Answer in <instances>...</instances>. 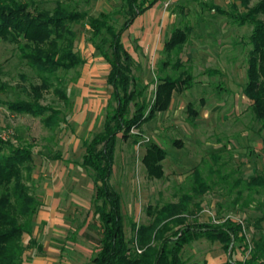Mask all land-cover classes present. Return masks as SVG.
Listing matches in <instances>:
<instances>
[{"label":"rangeland","instance_id":"obj_1","mask_svg":"<svg viewBox=\"0 0 264 264\" xmlns=\"http://www.w3.org/2000/svg\"><path fill=\"white\" fill-rule=\"evenodd\" d=\"M38 1L45 8L54 5V0ZM162 1L167 4L170 20L157 30V42L154 49H149L152 53L148 48L145 53L134 32L125 37L137 62L135 76L148 85L147 99L152 101L157 66L167 58L172 62L177 58L167 55L163 44L175 27L189 26L191 33L179 57L183 62L181 69L192 73L195 84L191 89L175 93L167 111L145 122L140 129H131L130 133L137 135V139H118L110 181L120 193L125 234L127 238L132 235V222L140 224L150 218L147 206L175 202L188 191L191 173L197 167L213 184L209 192L196 198L201 200L202 207L197 217L215 222L231 218L240 223L250 242L243 254L242 248L235 251L234 257L241 259L252 248L251 238H259L260 233L264 236V222L257 227L253 225L261 215L258 208L264 203V191L253 193L250 198L243 183L231 187L237 178L264 174V140L260 124L254 120L250 100L242 92L250 48L246 40L252 27L234 23L214 8L208 9L214 5L234 12L244 11L246 8L239 0ZM257 1L251 0L248 7ZM69 4L78 10H88L92 15L116 12V27L124 19L122 0H70ZM260 18L264 20V15ZM76 27L79 28L78 50L86 62L67 73L60 71L61 81L51 78L52 85L41 89V97L37 100L40 105L62 112L66 121L55 130L46 127L41 117L16 114L7 107L6 102L19 98L36 101L32 85H42L37 72L19 57L15 45L0 39V82L5 85L0 91L3 100L0 138L32 147L34 169L28 184L42 202L33 234L43 251L29 248L26 264H36L47 256L53 257L51 264H84L100 246L102 229L94 213L96 190L89 171L79 162L84 152L83 139H91L103 126L111 92L106 84L109 65L87 40L81 25ZM165 72L172 71L167 68ZM56 89L63 91L66 99L60 97ZM83 94H87L86 98ZM190 103L198 110L194 120L187 112ZM88 126L91 127L89 131ZM150 142L159 144L167 152L162 162L164 175L160 179L149 178L141 161L145 146ZM58 151L60 159L49 157ZM240 189L242 196L234 208L231 204ZM52 199H56L57 207L50 210L48 205ZM244 200L249 203L248 207H243ZM51 246L57 249L55 256L47 255V252L53 253L48 250ZM183 258L185 264H203L210 258L212 264H225L227 255L220 243L201 239L184 247Z\"/></svg>","mask_w":264,"mask_h":264},{"label":"trees","instance_id":"obj_2","mask_svg":"<svg viewBox=\"0 0 264 264\" xmlns=\"http://www.w3.org/2000/svg\"><path fill=\"white\" fill-rule=\"evenodd\" d=\"M156 1L122 0L124 19L116 27V12L92 15L88 10L73 8L70 0H54L52 8L42 7L38 0H0V39L15 45L19 57L37 72L42 85H32L36 101L19 98L6 105L13 113L41 117L43 124L51 130L66 121L60 110L40 105L37 100L41 97V89L52 85L51 78L59 80L60 71L67 73L85 63L77 46L79 28L76 25H81L87 40L109 64L106 84L111 89L102 129L91 139L82 141L84 152L79 165L93 178L96 190L94 213L102 229L99 249L84 264H185L184 247L201 239L221 244L227 255L225 264H264V236L261 233L259 238H251L252 248L248 255L238 259L234 257L235 251L242 248L243 254L250 244L245 228L231 218L218 222L198 219L202 207L201 200L196 198L209 192L213 184L197 167L191 173L188 191L175 202L147 206L150 218L140 224L132 222V235L127 238L125 234L120 193L110 181L118 139H137V135L130 133L131 129H140L145 122L167 111L175 93L191 89L195 84L192 73L181 69L183 62L179 57L191 33L189 26L175 27L164 42L166 54L177 58L175 62L167 58L157 66L152 101L147 99L148 85L139 82L135 76L137 62L124 46L122 37L134 20ZM239 1L246 8L244 11L234 12L214 5L208 9L214 8L232 22L252 27L246 40L250 48L242 92L250 100V109L254 120L260 124L259 131L264 140V20L260 18L264 15V0H258L251 7H248L251 0ZM167 68L172 72H165ZM4 86L0 82V91ZM56 91L66 99L63 91ZM187 112L192 120L198 115L192 103L187 105ZM32 154L30 145L0 138V264H26L29 248L43 251L33 234L35 217L42 202L28 184L34 169ZM166 155V150L155 142L145 146L141 161L149 178L163 177L162 162ZM49 157L60 159L61 153L52 152ZM242 183L252 198L253 193L264 191V174L237 178L231 187ZM242 191H237L231 204L233 207ZM242 204L249 206L245 200ZM258 210L261 215L253 224L256 227L264 222V203H260Z\"/></svg>","mask_w":264,"mask_h":264},{"label":"crops","instance_id":"obj_3","mask_svg":"<svg viewBox=\"0 0 264 264\" xmlns=\"http://www.w3.org/2000/svg\"><path fill=\"white\" fill-rule=\"evenodd\" d=\"M165 5V6H164ZM167 4H163L162 0H157L155 2V4H153L150 8H148L144 13H142L141 15H139L134 22L132 23V25L124 32L123 37L124 38L122 40L124 46L128 49V51L133 55L134 51H132L131 49L128 48V45L126 44V40L125 37H127L128 35H131L132 32H134V36L135 37H139L140 38V45L141 47L144 49L145 53H146V48L148 52L152 53V49H154V46L156 44V40L157 39V33L159 30V27H164L167 25L169 19V12L167 11L166 8ZM164 32V31H163ZM158 45V44H157ZM164 45V44H163ZM149 49H151L149 51ZM134 56V55H133ZM86 62V61H85ZM107 65H109L107 63ZM110 68V67H109ZM109 71V70H108ZM94 75V74H92ZM87 95V94H83ZM85 97V96H84ZM86 98V97H85ZM90 103V102H88ZM81 111H79L80 113ZM79 117V115H78ZM90 126H88L87 131L90 130ZM84 130V128H83ZM49 208L50 210H52V208H56L57 207V202L56 199H52V201H49ZM56 218H52V220L54 221ZM45 247V245H44ZM48 250H52L53 253H48L47 251V255L48 254H52L53 256H55L56 254V247L51 246ZM42 260V257H41ZM44 260H46V264H51L50 261H54L53 257H46L43 258V261H40L36 264H44ZM212 258L207 259L206 264H212Z\"/></svg>","mask_w":264,"mask_h":264}]
</instances>
